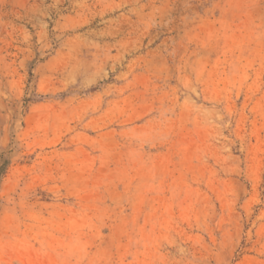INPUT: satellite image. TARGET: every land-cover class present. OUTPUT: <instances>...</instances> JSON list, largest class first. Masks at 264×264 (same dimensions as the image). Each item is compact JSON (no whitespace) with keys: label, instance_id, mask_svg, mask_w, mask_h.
<instances>
[{"label":"rangeland","instance_id":"obj_1","mask_svg":"<svg viewBox=\"0 0 264 264\" xmlns=\"http://www.w3.org/2000/svg\"><path fill=\"white\" fill-rule=\"evenodd\" d=\"M0 264H264V0H0Z\"/></svg>","mask_w":264,"mask_h":264}]
</instances>
